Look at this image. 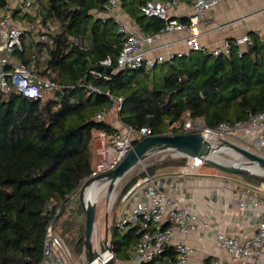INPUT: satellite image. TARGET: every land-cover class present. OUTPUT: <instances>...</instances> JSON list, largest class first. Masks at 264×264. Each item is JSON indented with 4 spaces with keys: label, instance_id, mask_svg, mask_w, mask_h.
Segmentation results:
<instances>
[{
    "label": "trees",
    "instance_id": "16d2710c",
    "mask_svg": "<svg viewBox=\"0 0 264 264\" xmlns=\"http://www.w3.org/2000/svg\"><path fill=\"white\" fill-rule=\"evenodd\" d=\"M145 1L121 0V5L140 31H158L164 21L139 11ZM38 3L43 9L41 21L56 27L47 32V41L36 45L35 51L41 56L37 70L59 84H74L75 88L62 95L48 93L43 99L0 91V264L38 263L45 227L51 219H55V230L72 257H79L85 212L77 194L92 169V131L107 136L116 131L107 121L108 115L100 120L95 117L112 105L107 93L122 98L116 115L122 126L133 130L147 127L152 135L184 133L181 125L185 112L191 119L200 118L207 127L214 128L221 123L244 122L264 109V40L253 37L251 45L240 54L231 42L229 55L199 51L150 69H117L113 64L107 70L100 67V61L116 58L122 35L114 18L100 17L106 12L105 0ZM3 4L0 0V8ZM28 53L19 54L24 62L29 61ZM92 70L106 78L95 77ZM86 84L98 90L90 92ZM142 138L132 134L131 144ZM186 161L185 157L156 160L146 172L154 175L165 167H182ZM145 174L141 172L125 182L118 204ZM241 176L250 184L264 182V176ZM60 200L64 207L55 218L47 206ZM115 216L107 223L108 245L115 258L128 259L140 233L135 225L124 232L117 230ZM168 259L175 260L172 246L145 264H166Z\"/></svg>",
    "mask_w": 264,
    "mask_h": 264
},
{
    "label": "built area",
    "instance_id": "2783aa9c",
    "mask_svg": "<svg viewBox=\"0 0 264 264\" xmlns=\"http://www.w3.org/2000/svg\"><path fill=\"white\" fill-rule=\"evenodd\" d=\"M225 0H187L190 12L185 21H179L171 16V10L177 0H146L139 6V11L147 17H157L164 21L163 27L158 31L143 33L131 28V24L120 23L118 32L122 35V44L115 59L107 57L100 61V67L110 68L113 64L117 69H150L162 63L163 58H151L146 54L152 48H143V45H152L161 39L164 34L172 32H186L184 38L190 51H206L201 44L200 24L204 15ZM35 0H4L0 8V91L2 93L16 92L30 99H43L46 94L58 92L64 94L66 90L74 89V84H59L51 78L41 75L37 70V61L41 59L35 50L29 52V61L24 62L17 58L26 52L23 37L35 32L38 42L47 41L48 23L37 18L34 21L18 23L15 15H25L32 7ZM121 4V0H105L104 8L111 11ZM239 54L252 40L247 34L234 39ZM231 42L223 40L221 46L209 52L214 56L229 55ZM36 49V48H35ZM179 52L168 58L184 56ZM95 77H103L97 70H92ZM84 85V84H83ZM90 92L98 89L91 84H86ZM113 101L109 109L96 114V119H103L111 111H119L122 98L107 93ZM184 133L202 132L210 143L222 140L237 144L261 157H264V109L252 114L244 122L234 124L221 123L214 128L207 127L200 118L191 119L188 112L184 114L182 123ZM138 134L142 137L152 136L151 130L141 127L133 130L130 126L116 129L107 136L100 132L104 143L99 149L98 159L92 165L89 177H94L115 168L126 156L132 147L131 136ZM244 137L246 141L241 139ZM186 158V157H185ZM183 174H195L204 161L198 158H186ZM178 186L173 184L166 188L161 180L148 173L140 177L133 186L121 197L120 202L127 205L129 199H135L131 207H125L119 213L115 227L120 232L126 231L128 226H137L140 236L132 247L130 258L117 259L111 251L100 254L97 258L103 261L108 256L113 257L114 264H145L160 256L167 246H172L175 251V260L168 259L166 264H187L191 257L198 252L197 247L186 242L185 238L195 235L201 230H209V222L202 219L199 214L189 206L182 204L176 195ZM79 191V189H78ZM237 205L244 210L251 207L258 211L255 214V224L252 232L247 236L237 234L229 235L225 231H215L213 236L218 249L227 254V260H222L216 255L202 258L198 264H264V182L259 185L244 183L233 192ZM66 195L65 198H68ZM63 200L52 201L48 210L52 211L55 218L61 213ZM55 219H51L44 231L42 242V259L34 264H81L84 253L77 259L73 258L63 238L56 232ZM96 226L92 237L93 246L99 248Z\"/></svg>",
    "mask_w": 264,
    "mask_h": 264
},
{
    "label": "crops",
    "instance_id": "0c3cea01",
    "mask_svg": "<svg viewBox=\"0 0 264 264\" xmlns=\"http://www.w3.org/2000/svg\"><path fill=\"white\" fill-rule=\"evenodd\" d=\"M42 12L43 9H41L38 0H35L32 9L25 15L17 16L16 14L15 18L18 23H24L26 20L29 21L30 17L34 19L41 17ZM189 12L190 7L187 0H177V4L171 10V16L179 21H185ZM100 17H112L118 22V25L127 22L129 25L131 24V28L140 31L134 19L128 15L121 4L114 10L100 13ZM203 21L200 24L199 40L207 52L221 46L223 40L233 42L235 38L243 34H247L251 40L253 37L264 40V0H225L206 12ZM47 23L49 32L53 28L49 22ZM185 36L186 32L184 31L167 33L150 46L144 44L143 48H152L146 55L151 58L162 57V63L173 60L168 57L179 52L186 53L185 55L199 52L189 50L184 40ZM23 41L27 47L25 53L31 52L35 50L38 43L37 35L35 32L26 34ZM21 56L18 55L17 58L23 60L24 58L22 59ZM117 122L111 125L116 129L123 127L118 119ZM98 135L101 140L100 131H98ZM243 139L244 137H241L240 140L243 141ZM244 140L246 141V139ZM182 171L183 167H165L158 170L154 176L161 180L166 188L176 184L179 188L176 195L180 202L194 209L202 219L209 222V230H201L195 235L186 236V242L196 246L198 250L187 264H198L202 258L210 255L227 260V254L217 248L213 232L225 231L229 235L237 234L242 237L252 232L255 216L259 214L258 211L252 210L251 207L240 209L237 199L232 193L239 185L247 182L244 178L235 180L219 174L203 173L200 168L196 169L195 174H183ZM134 203L135 199L133 198L129 199L127 205L120 202L121 205L117 207L115 217L123 208L131 207Z\"/></svg>",
    "mask_w": 264,
    "mask_h": 264
},
{
    "label": "water",
    "instance_id": "95a60500",
    "mask_svg": "<svg viewBox=\"0 0 264 264\" xmlns=\"http://www.w3.org/2000/svg\"><path fill=\"white\" fill-rule=\"evenodd\" d=\"M80 12L83 15L87 14L84 9H80ZM107 70H110V68H107ZM83 81H86V78H84ZM224 149L235 152L242 159L244 166H239L231 162L217 161L212 158V154L218 152H220L222 156L230 155V153L224 152ZM158 153H165L161 159L168 157L198 158L203 160L205 164H209L224 173L255 174L264 176V157H261L232 142L222 140L219 143H210L207 141L205 134L202 132L145 136L135 145H132L126 156L115 168L85 179L79 187L77 197L85 212L83 237L84 261L81 264H114L112 256H108L103 261H99L97 259L100 254L110 251L108 245L107 216H105L103 237L99 241V248H96L93 246L92 237L94 235L96 225L95 218L97 200L91 201L85 199L84 193L86 188L94 181L107 182L106 193L107 200H109L116 184L129 171H131L140 162ZM255 165L257 169L262 171V173L248 168Z\"/></svg>",
    "mask_w": 264,
    "mask_h": 264
},
{
    "label": "rangeland",
    "instance_id": "374dc122",
    "mask_svg": "<svg viewBox=\"0 0 264 264\" xmlns=\"http://www.w3.org/2000/svg\"><path fill=\"white\" fill-rule=\"evenodd\" d=\"M94 15H97L93 12ZM51 27L54 28L56 26H54L53 24H51ZM59 99V98H58ZM116 115L117 112L116 111H111L108 114L107 117V121H109L111 124H116L117 119H116ZM98 131L94 132L92 131V138H91V143H90V149H91V153H92V165L94 164V162L98 159V154H99V149L102 146V143H104V140L101 138V140L98 138ZM224 152H228L230 153V155H221L220 152L218 153H213L212 154V158L215 159L216 157H221L224 161L228 160V161H234L237 160V157L235 156L236 154L232 151H229L227 149L223 150ZM165 153H158L155 155H152L151 157L145 159L144 161L140 162L139 164H137L131 171H129L115 186V189L113 191V193L111 194V196L109 197L110 199L107 200V193H106V189H102L100 191V194L98 196V199L96 201V218H95V226H96V232L98 234V242L102 239L103 234H104V224H105V216H107V219H111L113 214H115V212L117 211V206L119 207L121 204L118 200V195L119 192L121 190V188L123 187V185L125 184V182L130 179L131 176L137 175L141 172H145L146 168L154 161L161 159V157H163ZM236 158V159H235ZM217 161H222V160H218L215 159ZM223 161V162H224ZM198 168H200V170L203 173H211V174H219L221 176L227 177L229 179H235V180H241L243 179V176H241V174H229V173H224L221 172L217 169H215L214 167H212L209 164H204V165H200L198 166ZM255 171H257V169H253ZM258 172V171H257ZM62 212V211H61ZM118 217V216H117ZM117 217H115V222ZM110 221V220H109ZM114 222V224H115ZM109 224V222H108ZM109 230V228H108ZM70 247H72L71 244H69ZM83 253V249L82 252L79 254V256ZM77 259V256H74Z\"/></svg>",
    "mask_w": 264,
    "mask_h": 264
},
{
    "label": "bare ground",
    "instance_id": "6f19581e",
    "mask_svg": "<svg viewBox=\"0 0 264 264\" xmlns=\"http://www.w3.org/2000/svg\"><path fill=\"white\" fill-rule=\"evenodd\" d=\"M235 156L237 157V160H234V161H228V160L224 161L221 157H216L215 159L222 160L224 162H231V163L239 165V166H244V164L242 163V159L237 154ZM248 168L252 169V170L255 168L257 169L256 165L251 167V168L250 167H248ZM257 171L262 173V171L260 169H257ZM106 188H107V182H105V181H94L93 183H91L86 188L85 193H84L85 199L91 200V201H96L98 199L100 191L102 189H106Z\"/></svg>",
    "mask_w": 264,
    "mask_h": 264
}]
</instances>
